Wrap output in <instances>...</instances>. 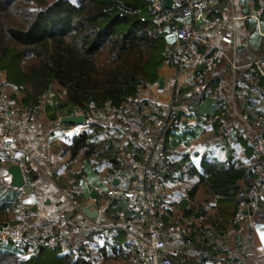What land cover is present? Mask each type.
Wrapping results in <instances>:
<instances>
[{"label": "trees", "instance_id": "obj_1", "mask_svg": "<svg viewBox=\"0 0 264 264\" xmlns=\"http://www.w3.org/2000/svg\"><path fill=\"white\" fill-rule=\"evenodd\" d=\"M152 2L0 0V74L6 75L0 100L2 90L11 91L10 112L29 118L45 114L50 119L55 113L51 120L55 122L59 116H85L86 129L64 148L69 159L53 175L59 189L70 193L72 199H78L73 187L83 178L93 186L118 170L127 173L125 155L133 154L139 162L153 164L154 172L165 181L162 195L152 191L154 217L166 229L184 228L183 246L176 256H170L173 264H254L250 254L234 255L222 249L219 243H225L231 231L239 242L236 231L241 226L235 227L233 218L219 206L236 210L237 196L244 188L258 181L264 183L260 149L264 147V125H259L264 119V78L249 68L234 71L232 63L224 61L208 74L204 92L186 103L184 121L170 128L178 111L169 109L164 118L161 107L139 101V94L158 83L165 65L173 67L167 52L177 44L176 25L186 19L176 16L174 28L160 33ZM256 2L260 5L259 0ZM261 20L264 34V13ZM247 24L248 47L255 52L247 57L246 64L255 57L262 40L255 22L248 20ZM220 78L228 82L234 79L237 90L249 92L242 112L255 131L248 133L252 147L242 131L232 126L220 130L215 120L223 112V103L214 94ZM92 103L99 110L125 106L129 117L143 123L150 110L152 116L164 120L165 126L154 129V144H140L122 125H102L86 111ZM174 105L175 101L169 108ZM230 120L232 123L233 118ZM11 165V159L0 153V169L7 173ZM118 203L122 204L118 211H126L125 204L117 201L115 205ZM15 204L14 198L0 201V226L24 220L12 218ZM263 207L253 217L255 227L264 228ZM244 225L252 231L248 223ZM5 245L15 246L0 241V264H140L135 244L120 228L90 227L70 238L66 252L41 249L33 243L15 246L14 250Z\"/></svg>", "mask_w": 264, "mask_h": 264}, {"label": "built area", "instance_id": "obj_2", "mask_svg": "<svg viewBox=\"0 0 264 264\" xmlns=\"http://www.w3.org/2000/svg\"><path fill=\"white\" fill-rule=\"evenodd\" d=\"M261 9L256 15L247 17H234L233 21L252 18L257 21V29L262 39L261 18L264 13V0H259ZM217 0H173L170 10L165 9L164 3L153 0L152 9L154 20L160 33H165L174 28L176 16L190 20L191 28L179 29L176 25L177 44L170 48L167 55L173 68L178 72L188 75V85L191 88L207 87L208 74L218 68L227 60V52L222 44L216 42L214 36L216 30L222 25L223 20L219 16H211L210 11L216 5ZM200 22V25L198 23ZM230 47L234 44V37L224 40ZM201 48H205L203 51ZM260 56V55H259ZM257 57L248 68L264 78V60ZM205 65L202 73L195 71ZM233 70L237 67L233 64ZM214 94L223 103V112L215 118L220 130H227L230 126L235 131H242V136L249 147L254 145L248 133H255L248 122L247 115L242 111L243 101L249 97L247 90H237L235 80L228 82L226 78H220ZM241 106V107H239ZM89 108L93 116L101 121L111 118L140 144H154V129L165 126L163 119L150 115L147 122L134 119L127 115V107H107L99 110L92 103ZM230 118H233L231 123ZM6 123L17 125L12 114L6 111L0 103V125ZM259 125H264V119ZM263 145V141H261ZM0 152L11 159L12 165H17L24 171L34 162L33 156L26 149L16 147L11 141H5L0 145ZM19 155L20 158L17 156ZM129 167L126 173L118 170L109 175L106 183L109 187L106 195L108 210L115 202L122 201L125 204L129 218L126 227L129 230V241L135 244L140 264H173L170 256H176L181 243L176 240L171 246L167 243L170 237L164 223L154 217L156 201L152 191L161 193L165 187L164 179L153 170V164H143L135 159L133 154L125 155V163ZM122 164V165H124ZM44 177L52 182L53 171L50 168L43 170ZM114 181H118L117 186ZM264 196V183L258 181L251 187L244 188L237 196V208L233 216V225L240 227L245 223L255 228L253 217L260 212ZM264 208V207H263ZM6 224V225H5ZM0 226V241L22 246L33 243L36 246L50 250L58 249L66 252L70 248L71 235L68 231L60 229L54 222H40L39 220L24 219L19 223H5ZM84 229V228H82ZM86 230V229H84Z\"/></svg>", "mask_w": 264, "mask_h": 264}, {"label": "crops", "instance_id": "obj_3", "mask_svg": "<svg viewBox=\"0 0 264 264\" xmlns=\"http://www.w3.org/2000/svg\"><path fill=\"white\" fill-rule=\"evenodd\" d=\"M261 7V2L260 5H258L256 0H217L216 5L210 11L211 16H219L223 20L222 25L216 30L214 36L216 37V42L222 44L226 49V61L232 63V65L234 64L238 70L244 68L247 69L248 65L259 55L262 57L264 39L261 40L259 50L256 52L257 54L255 53V57L251 58V61L246 64L247 57L255 52L250 51L248 47L249 27L247 22L248 20L255 22L257 28V21L250 17L236 21H233V18L256 15ZM181 24L184 25V28L192 27L190 20L184 22L182 20L180 21V25ZM232 37H234V44L230 47L224 40ZM201 49L206 51L205 48ZM160 77L165 78V87L160 89L157 83L154 86L142 89L139 94V101L146 100L158 107H167L175 99L181 100L180 102H185L190 100L189 97L191 96H193V98L197 97L207 88H191L188 85V75L184 72H178L175 68L169 65H165L160 70ZM5 79V73L0 74V80L2 83L5 82ZM179 84L180 88L178 87ZM176 88L181 94H178L175 97L174 94L177 91L175 90ZM208 92L210 93L211 90H208ZM8 112L12 114L17 125L15 126L6 123L0 125V145L5 141H11L16 147L26 149L30 152L34 158V162L28 166V169H30L36 176L35 179L28 178L22 189H15L11 186V176L8 174V171L6 173L4 172V169H0V174L2 173L1 176H5L7 184L11 186L9 189L12 193H9L6 197L11 196L13 199L15 196L14 199H17V204H15L14 210V216L17 218H15H19L20 220L29 218L39 220L40 222H54L60 229L68 231L70 235L75 231H84V229H89L90 227H98L108 230L120 228L127 232V239L129 240V230L126 227V221L129 218V214L126 213V211H118L122 204H114L105 211L107 207L105 194L109 189L106 180H100L99 185L92 186L83 178L73 187V193L78 196V199H72L71 197H66L59 187L56 186L57 184L53 180V176L52 182L44 177L43 170L45 168L52 169L54 175L56 170H58L55 168L58 167L61 169L64 165L62 161L64 163L68 161L69 155H67L65 151L62 152L63 148L70 146L73 139L86 129V126L71 125L70 127H60L58 123L62 122L63 117L61 116L57 118V121L52 122L51 118L48 119V121H45L44 114H40L38 118L34 117L26 119L25 116L27 115L23 113L16 114L10 111ZM183 112L186 114L187 111L183 110ZM183 121L184 117H182L181 123ZM99 122L106 127L114 128L119 126L111 118L103 121L99 120ZM61 152L62 157L60 156ZM17 156L20 158L19 155ZM91 189L99 193V199L97 201H94L91 198ZM14 190L17 191L15 192ZM158 194L162 195L163 192ZM2 199H5V196H0V201H2ZM93 205L100 213L99 218L94 221L88 219L83 213L85 207ZM219 209L228 218H233L235 208L221 205L219 206ZM183 229H166L170 236L167 238L169 246H171L176 240L181 243L180 248L183 246V242L181 241ZM247 229V225H243L236 231V234L240 239L237 245H233V251H235L234 254H250L254 264H264V239H262V237H264V228L261 227V230H259L256 226L251 232H248ZM219 244L221 247L223 246V243ZM211 264L222 263L214 262Z\"/></svg>", "mask_w": 264, "mask_h": 264}, {"label": "water", "instance_id": "obj_4", "mask_svg": "<svg viewBox=\"0 0 264 264\" xmlns=\"http://www.w3.org/2000/svg\"><path fill=\"white\" fill-rule=\"evenodd\" d=\"M159 1L164 3V7L167 10H170L173 6V0H159ZM199 25H200V22L198 23L197 26H199ZM182 28H184L183 24H181L179 26V29H182ZM204 70H205V65H201L195 71V74L202 73ZM158 85H159L160 89H163L165 87V78L164 77L159 78ZM61 106L62 105L60 104V107ZM86 111L87 112L91 111L89 106H86ZM184 114L185 113L183 111H179L178 114L176 115V117L172 120L170 128H172L175 125L181 124L182 117L184 116ZM150 115H151V113L148 110L145 113V116L149 117ZM55 116H56L55 113H52L51 119H54ZM62 122L66 123V124H70V125H75V126H84L85 125V116L83 114H77V115H72L69 117H63ZM261 158L264 162V156H262ZM8 174L11 176V186L14 187L15 189H22L25 186L28 178H32V179L36 178V176L34 175V173L30 169L24 171L23 169H21L17 165H11L8 168ZM118 184H119L118 181H114L115 186H117ZM91 198L94 201H97L99 199V193H97V191L91 189ZM83 213L86 215V217L88 219L93 220V221L97 220L99 218V214H100L98 209L94 205L89 206V207H85L83 209ZM41 249H43V247H41Z\"/></svg>", "mask_w": 264, "mask_h": 264}, {"label": "rangeland", "instance_id": "obj_5", "mask_svg": "<svg viewBox=\"0 0 264 264\" xmlns=\"http://www.w3.org/2000/svg\"><path fill=\"white\" fill-rule=\"evenodd\" d=\"M260 58H262L261 56H259ZM231 80H229V82H230ZM2 86V81L0 80V87ZM178 87L180 88V84L178 85ZM175 90H177V88L175 89ZM200 90L202 91V89L200 88ZM2 92H3V97H2V100H0V103H1V105L3 106V107H5V109H6V111L8 112V111H11V109H10V106H9V101H8V97L10 96V92L8 91V90H2ZM181 92V91H180ZM192 93V92H191ZM178 94H181V93H179V91L177 90L176 91V93L174 94L175 95V97L178 95ZM194 95V94H193ZM201 95V94H200ZM198 97V96H197ZM195 98V97H194ZM189 99L191 100V99H193V96H191V97H189ZM190 100H188V101H185V102H180L181 100H174L175 102H176V105H174V107H172V108H169V106H167V107H161V109L163 110V113H164V115H165V117L164 118H166V117H168V112H169V109L171 110H173V111H183V110H186L187 108H186V103H188ZM34 117H36V118H38L39 117V115H34ZM25 118L27 119V118H29L28 116H25ZM33 118V117H32ZM44 120L45 121H48V117L44 114ZM260 149H261V151H262V156H264V147L263 146H261L260 147ZM64 151V148H63V150H62V152ZM62 152L60 153V156H61V154H62ZM62 157V156H61ZM62 163L64 164V162L62 161ZM63 164H61V165H63ZM59 166V165H58ZM55 169H58L59 170V168L58 167H56ZM58 170H56V171H58ZM2 175V173L0 174V191H1V193H0V196L1 197H4L5 196V198H6V195H9V193H12V191L9 189V187L7 186L8 184H7V181L5 180V176H1ZM2 177V178H1ZM57 186V185H56ZM27 188H28V186H27ZM61 190V192H63L64 194H65V196L66 197H71V195H70V193H67V191H65V190H62V189H60ZM15 192L17 191V190H14ZM202 193H201V195H200V197H202ZM15 197V196H14ZM13 197V198H14ZM9 198H11V196H9ZM3 201H4V199H2ZM11 200V199H10ZM16 216H14V214L12 215V218H15ZM17 218V217H16ZM257 228L259 229V230H261V226H257ZM85 231H89V229H86V230H84V231H75V232H73L72 234H71V239H74V237L75 236H78V235H81L82 233H85ZM226 242L225 243H223V248L222 249H224V250H226L227 249V251L229 250V252H232V254H234L233 252H235V251H233L234 250V246L233 245H237L238 244V242H237V239L235 238V231H231V233H230V235H228V237L226 238V240H225ZM71 242H72V240H71ZM5 247H7V248H10V249H12V250H14V248H16L15 246H8V245H5ZM235 255V254H234ZM223 258V257H222ZM99 264H116V263H114V262H110V263H106V262H101V263H99Z\"/></svg>", "mask_w": 264, "mask_h": 264}, {"label": "snow or ice", "instance_id": "obj_6", "mask_svg": "<svg viewBox=\"0 0 264 264\" xmlns=\"http://www.w3.org/2000/svg\"><path fill=\"white\" fill-rule=\"evenodd\" d=\"M262 239H264V237H262Z\"/></svg>", "mask_w": 264, "mask_h": 264}]
</instances>
